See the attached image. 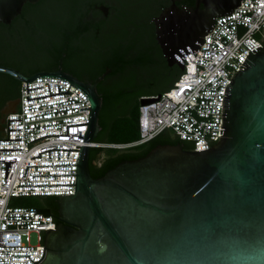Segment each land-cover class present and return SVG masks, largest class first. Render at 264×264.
Instances as JSON below:
<instances>
[{
    "label": "water",
    "instance_id": "water-1",
    "mask_svg": "<svg viewBox=\"0 0 264 264\" xmlns=\"http://www.w3.org/2000/svg\"><path fill=\"white\" fill-rule=\"evenodd\" d=\"M38 1L0 0V24L11 25L26 3ZM170 1L153 18L156 39L168 64L183 70L184 54L198 52L216 18L234 12L242 0ZM99 8L108 15V6ZM259 51L249 54L246 69L225 89V133L213 147L194 151L180 142L157 144L145 156L123 160L97 178L90 171L89 142L101 128L103 99L97 86L111 68L95 82H85L61 68L26 76L0 64V72L27 82V100L69 93L28 98V90L35 89L28 88L29 82L57 77L82 90L92 104L85 137L79 131L84 138L81 149H64L68 155L69 150H80L77 164H64L77 165L75 194L57 196V229L46 231L45 254L36 264H264V50ZM150 101L143 98L141 103ZM18 104L19 99L11 101L4 114ZM49 135H68V125L67 134ZM54 149L59 157L62 148ZM54 149L45 150L49 158ZM15 161H5L6 180ZM29 166L54 165H28L23 177Z\"/></svg>",
    "mask_w": 264,
    "mask_h": 264
},
{
    "label": "built area",
    "instance_id": "built-area-1",
    "mask_svg": "<svg viewBox=\"0 0 264 264\" xmlns=\"http://www.w3.org/2000/svg\"><path fill=\"white\" fill-rule=\"evenodd\" d=\"M204 41L195 54H184L185 68L168 90L143 97L152 101L140 105L138 140L126 144L94 141L89 142L90 147H133L164 129H172L179 138L191 142L194 151L213 147L225 133V89L240 69H246L243 63L251 57L249 54L264 50V0H242L234 12L218 16ZM21 83L18 107L6 115L4 134L0 136V149L22 148L0 150V264H36L43 258L46 231L56 230L59 219L45 212L48 207L15 205L14 199L75 194L77 165L64 164H77L80 150H69L68 155L64 149H81L84 138H79V131L85 137L92 105L82 90L61 78H35L28 83L29 89L35 88L28 90V98L59 90L69 89V93L31 100H27V82ZM83 107L88 109L80 110ZM67 125L69 136L49 135L67 134ZM54 147L62 148L59 157ZM48 149H54L50 150V158L49 151H45ZM39 153L41 157L32 158ZM8 160L16 161L6 180ZM28 165L54 166H29L23 177Z\"/></svg>",
    "mask_w": 264,
    "mask_h": 264
},
{
    "label": "trees",
    "instance_id": "trees-1",
    "mask_svg": "<svg viewBox=\"0 0 264 264\" xmlns=\"http://www.w3.org/2000/svg\"><path fill=\"white\" fill-rule=\"evenodd\" d=\"M102 4L109 7L108 15L100 10ZM170 4V0L26 3L22 14L12 21L13 26L0 24V64L27 75L61 68L88 82H95L107 67L111 68L97 86L103 103L99 114L101 128L95 141L134 142L140 138L143 97L165 92L182 73L178 65L168 64L156 39L153 18ZM190 4L191 1L186 2ZM22 15L29 20L27 24ZM21 84L13 76L0 72V107L11 97L6 96L9 88L16 87L20 96ZM179 142L184 149H193L191 142L179 138L172 129H164L149 141L133 147H91V174L100 177L123 160L145 156L157 144ZM19 198L23 197L14 200ZM44 199L58 218L57 196Z\"/></svg>",
    "mask_w": 264,
    "mask_h": 264
},
{
    "label": "rangeland",
    "instance_id": "rangeland-1",
    "mask_svg": "<svg viewBox=\"0 0 264 264\" xmlns=\"http://www.w3.org/2000/svg\"><path fill=\"white\" fill-rule=\"evenodd\" d=\"M15 205H26V206H36V207H47L46 200L44 197H38V196H27L23 198H19L14 200ZM33 243H36V236L33 235Z\"/></svg>",
    "mask_w": 264,
    "mask_h": 264
},
{
    "label": "flooded vegetation",
    "instance_id": "flooded-vegetation-1",
    "mask_svg": "<svg viewBox=\"0 0 264 264\" xmlns=\"http://www.w3.org/2000/svg\"><path fill=\"white\" fill-rule=\"evenodd\" d=\"M24 9V8H23ZM17 69V68H16ZM19 70V69H18ZM67 72V71H66ZM23 73V72H22ZM25 74V73H24ZM71 74V73H70ZM26 76H30V75H27V74H25ZM80 79V78H79ZM82 80V79H81ZM83 81H85V80H83ZM85 82H88V81H85ZM6 96H11L7 101H6V103L4 104V105H2L1 107H0V123L2 122V120L3 119H5L6 118V115L4 114V110L6 109V108H8L9 107V103L11 102V101H16V100H18L19 99V96H18V89L16 88V87H13V88H9L8 90H7V93H6ZM3 126H4V128H5V122H4V124H3Z\"/></svg>",
    "mask_w": 264,
    "mask_h": 264
}]
</instances>
